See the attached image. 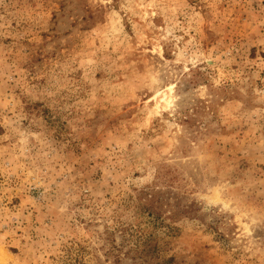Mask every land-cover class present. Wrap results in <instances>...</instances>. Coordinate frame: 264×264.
I'll return each instance as SVG.
<instances>
[{
	"label": "rangeland",
	"instance_id": "rangeland-1",
	"mask_svg": "<svg viewBox=\"0 0 264 264\" xmlns=\"http://www.w3.org/2000/svg\"><path fill=\"white\" fill-rule=\"evenodd\" d=\"M0 264H264V0H0Z\"/></svg>",
	"mask_w": 264,
	"mask_h": 264
}]
</instances>
